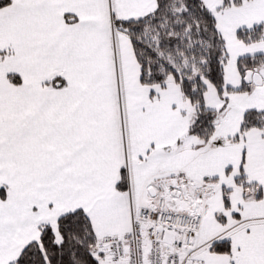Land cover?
Wrapping results in <instances>:
<instances>
[{
    "label": "snow or ice",
    "instance_id": "1",
    "mask_svg": "<svg viewBox=\"0 0 264 264\" xmlns=\"http://www.w3.org/2000/svg\"><path fill=\"white\" fill-rule=\"evenodd\" d=\"M0 264H264V0H0Z\"/></svg>",
    "mask_w": 264,
    "mask_h": 264
}]
</instances>
